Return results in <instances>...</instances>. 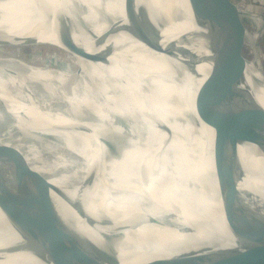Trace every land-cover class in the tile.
Returning <instances> with one entry per match:
<instances>
[{
	"label": "bare ground",
	"instance_id": "bare-ground-1",
	"mask_svg": "<svg viewBox=\"0 0 264 264\" xmlns=\"http://www.w3.org/2000/svg\"><path fill=\"white\" fill-rule=\"evenodd\" d=\"M53 6L86 50L100 54L112 46L108 60L93 62L69 53L47 13ZM124 7L125 0H0V43L52 44L82 68L90 67L78 72L71 65L38 66L10 60L8 51L1 54L0 100L14 121L0 132V143L18 149L34 171L60 189L51 195L62 217L120 264L238 247L225 220L218 181L234 180L236 171L227 189L239 191L246 205L260 208L264 216V149L243 142L237 146L239 162L214 163L206 144L213 129L202 123L191 88L212 66L208 31L196 22L188 0H135L137 13L147 11L159 33L161 46L155 50L139 32L130 33ZM104 31L111 33L95 46ZM247 69L244 85L264 106V82L256 84ZM21 96L22 102L16 100ZM147 100L162 113L151 114ZM168 119L177 123L180 140L161 128ZM17 131L57 136V145L48 148L56 158L42 160L41 150L21 144ZM117 137L124 142L114 154L108 140ZM80 184L87 186L78 194ZM65 193L99 223H87ZM173 212L192 213L205 230L187 231L191 224L168 219ZM11 241L19 243L22 237L0 211V245ZM0 264L51 263L21 251Z\"/></svg>",
	"mask_w": 264,
	"mask_h": 264
},
{
	"label": "water",
	"instance_id": "water-1",
	"mask_svg": "<svg viewBox=\"0 0 264 264\" xmlns=\"http://www.w3.org/2000/svg\"><path fill=\"white\" fill-rule=\"evenodd\" d=\"M188 3L196 22L208 31L212 51L209 73L191 88L197 92L202 123L213 129L212 139L208 137L206 144L208 148L210 145L214 163L230 166L239 158L240 143L252 142L264 149V106L251 88L244 85L247 66L256 84L264 82V75L255 70L245 55L249 12L243 0H188ZM124 8L130 33L136 36L139 32L150 47L159 49V33L151 25L149 13L144 10L137 13L135 0H125ZM59 12L56 6L47 11L56 21L59 40L66 50L88 61H107L112 46L100 54L86 50L75 41ZM109 33L104 31L94 45L102 44ZM76 64L80 71L90 69ZM161 128L170 132L168 126ZM169 155L171 152L166 154L168 158ZM231 175L236 181L237 172ZM230 180L233 179L228 176L220 178L219 191L225 220L238 247L171 254L137 264H264V216L260 208L246 205L239 191L227 189L232 184H227ZM86 186L80 184L78 194ZM59 190L34 171L18 149L0 143V211L22 237L19 243L0 245V260L28 251L51 264H120L91 235L80 232L62 217L51 195ZM62 196L74 204L87 223H99L85 214L79 200L73 201L66 193ZM107 223L102 220L100 224ZM101 239L105 240L102 236Z\"/></svg>",
	"mask_w": 264,
	"mask_h": 264
},
{
	"label": "rangeland",
	"instance_id": "rangeland-1",
	"mask_svg": "<svg viewBox=\"0 0 264 264\" xmlns=\"http://www.w3.org/2000/svg\"><path fill=\"white\" fill-rule=\"evenodd\" d=\"M243 3L246 5V9L249 12V14L246 15V23L248 27L249 36H248V39L245 45V55H246L247 60L250 63H252L253 66L255 65L254 66L255 70H257L258 72L264 75V0H243ZM8 46H11V47H8ZM7 51L13 54L12 56H9L10 60H13V58H15V59H19L24 62H27L29 64L33 63L34 65H37L39 63L38 66L39 65H45V66L49 65V67H52V68H61V67H64L65 65L67 66L71 65L74 67V70L76 71L79 70V67L76 66L77 64L74 63L75 59L70 54H68L65 50L59 48L58 46H55L52 44L51 45L44 44V43L14 44L11 42L0 43V55L5 54ZM5 58L7 59V57ZM1 62L3 61L0 60V64ZM17 70L18 69H15V71ZM22 70L23 69H21L20 71ZM54 83H56V81ZM25 88H23L22 90L23 91L25 90L26 92L27 90ZM39 92H40V89L37 87V89H35V92L32 94H34V97H37L39 95ZM16 100H18L19 102H22V96L17 98ZM146 105L152 111L151 114L153 113L161 114L162 113L160 107H157L159 109L157 110L155 106H152V104L148 102V100L146 102ZM0 111L2 114L1 116H3V118L0 120V132H3L14 121V118L13 116H11L10 113H8L9 111H7V108L5 107L3 102L0 104ZM167 126L170 128L169 134H171L176 139L180 140L181 139L180 131L178 130L177 123L175 124L172 120L168 119ZM21 133L22 131H17V134L20 136V140H19L20 143L24 145L29 144L34 149L37 148L38 150H41L40 157L42 160L50 162V160L52 161L56 158L57 156L56 153L53 150H50L48 148L57 145V140H58L57 136H47L46 137L40 134H36L37 132H35L36 135L33 133L31 134H21ZM121 137H117L113 141L108 140V142L110 143L111 149L114 150L113 151L114 154L119 153V149L124 142ZM102 139L105 140L106 137L102 136ZM68 151L69 150L64 149V153L67 156L71 154V152L70 151L68 152ZM66 159L68 160V158ZM168 219L171 221H177L179 223L187 222L188 225L191 224L190 225L191 227L188 228L187 231L193 232V230L195 229L193 233H196V234H202L203 230H205V227H206L203 221L200 218L193 216L192 213H189V215L188 214L186 215L182 212H173L172 214L169 215ZM195 227L197 228V230Z\"/></svg>",
	"mask_w": 264,
	"mask_h": 264
}]
</instances>
